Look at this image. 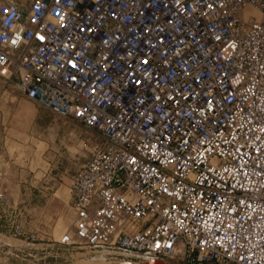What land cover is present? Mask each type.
I'll return each instance as SVG.
<instances>
[{
	"label": "built area",
	"instance_id": "1",
	"mask_svg": "<svg viewBox=\"0 0 264 264\" xmlns=\"http://www.w3.org/2000/svg\"><path fill=\"white\" fill-rule=\"evenodd\" d=\"M0 76L95 133L59 244L264 264V0H2Z\"/></svg>",
	"mask_w": 264,
	"mask_h": 264
},
{
	"label": "rangeland",
	"instance_id": "2",
	"mask_svg": "<svg viewBox=\"0 0 264 264\" xmlns=\"http://www.w3.org/2000/svg\"><path fill=\"white\" fill-rule=\"evenodd\" d=\"M94 137L81 123L21 95L15 78L0 79V192L5 196L0 201V264H76L93 259L57 239L73 232L69 186ZM5 240L26 244L9 245ZM170 262L198 264L186 253Z\"/></svg>",
	"mask_w": 264,
	"mask_h": 264
},
{
	"label": "bare ground",
	"instance_id": "3",
	"mask_svg": "<svg viewBox=\"0 0 264 264\" xmlns=\"http://www.w3.org/2000/svg\"><path fill=\"white\" fill-rule=\"evenodd\" d=\"M17 241H19L20 244L18 242H15V241L5 240V242L8 243L9 245H18V244L24 245V244H26L24 241H21V240H17ZM93 262H100V263H93ZM102 263L103 264H119V263L112 262L110 260H106L103 258H93L92 260H89V261H78L76 264H102ZM128 264H130V263H128Z\"/></svg>",
	"mask_w": 264,
	"mask_h": 264
},
{
	"label": "water",
	"instance_id": "4",
	"mask_svg": "<svg viewBox=\"0 0 264 264\" xmlns=\"http://www.w3.org/2000/svg\"><path fill=\"white\" fill-rule=\"evenodd\" d=\"M140 264H172V263L169 261L162 260V259H153V260L145 261Z\"/></svg>",
	"mask_w": 264,
	"mask_h": 264
},
{
	"label": "crops",
	"instance_id": "5",
	"mask_svg": "<svg viewBox=\"0 0 264 264\" xmlns=\"http://www.w3.org/2000/svg\"><path fill=\"white\" fill-rule=\"evenodd\" d=\"M2 0H0V2H1ZM0 79H3L1 76H0ZM5 79V78H4ZM19 92V91H18ZM21 95H23L21 92H19ZM24 96V95H23ZM24 97H26V96H24ZM27 98V97H26ZM29 99V98H28ZM31 100V99H30ZM40 105V104H39ZM40 106H42V105H40ZM42 107H44V106H42ZM75 173V172H74Z\"/></svg>",
	"mask_w": 264,
	"mask_h": 264
}]
</instances>
